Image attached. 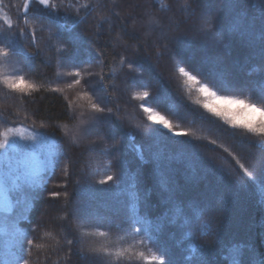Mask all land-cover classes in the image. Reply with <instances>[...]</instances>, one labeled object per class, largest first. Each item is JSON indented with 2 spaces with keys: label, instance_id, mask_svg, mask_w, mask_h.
I'll list each match as a JSON object with an SVG mask.
<instances>
[{
  "label": "trees",
  "instance_id": "1",
  "mask_svg": "<svg viewBox=\"0 0 264 264\" xmlns=\"http://www.w3.org/2000/svg\"><path fill=\"white\" fill-rule=\"evenodd\" d=\"M52 2L59 4L60 0ZM64 2L77 6L87 3L96 10L89 15L88 9L81 7L79 18L86 19L87 23L75 28L72 27L77 19L75 9L60 8L52 13L56 23L43 20L44 28L50 27L55 34L61 24L66 27L58 41L49 43L48 31H39L41 22L33 20L31 11L28 25L21 20L24 0H0V47L14 42L19 29L27 31L33 25L37 26L40 41L37 48L30 40L21 39L22 52L0 57V74L13 76L20 72L43 85L40 91L25 96L21 103L18 94L0 84V116L11 124L17 112L20 116L26 113L28 118L23 122L26 128L48 138L44 151L55 143L53 151H47L45 156L48 168L40 175L39 187L30 189L23 182L10 189L13 208L11 212H0V264H15L20 242L17 229L37 244H43L42 248L32 249L31 264H91L93 260L99 264H158L151 257L160 252L147 239L143 247L136 244L133 249L136 254L129 253L120 259L96 257L89 252V247L104 244L114 251L117 247L127 248L133 242L131 236L116 240L117 235H124L117 225L127 219L133 194L138 197L141 215L147 203L149 219L154 223L165 214L171 219L174 211L173 202L168 200V189L174 190L176 205L211 209L200 221L209 225L210 234L198 235L195 243L187 238L183 218L175 223L162 221L164 227L159 239L168 247L176 264H232L233 260L241 264H264V185L259 182L264 160L260 142L264 136L240 133L227 125H223L227 129L224 132L197 123L194 128L181 124L177 129L194 130L196 137H173L175 141H188L187 146L164 142L151 131L159 126L147 121L139 107L151 104L157 97L162 107L171 110L183 109L185 105L195 107L183 90L173 59L185 67L204 65L205 70L212 67L209 58H215L218 53L212 46L205 51L206 38L196 30L199 18L204 15L210 19V27L217 32L221 27L235 29V43L223 41L220 70L229 74L237 61L244 64L249 57V50L241 40L258 37L255 29L261 23L264 0ZM185 4H191V8L185 9ZM236 4L244 6L228 7ZM191 12L195 15H190ZM101 14L107 19L98 27ZM6 20H11L13 27L9 28ZM177 22H180L178 30L175 29ZM132 32L140 40L129 42L131 47L126 51L116 37ZM121 55L135 59V83H129L126 69L121 71ZM185 60L188 64H184ZM81 69L103 71L104 82L101 83L99 75L84 72L81 83L74 84L76 77L68 73ZM247 73L252 82H258V63L250 62ZM113 76L114 79L110 78ZM54 87L62 91L47 90ZM143 91L149 92L147 99L134 98L137 92ZM85 93L94 100L99 97L97 102L102 101L101 106L111 108L112 114L93 113L90 101L82 98ZM161 114L168 115L164 111ZM93 117H99L102 122L97 123ZM169 118L174 124L180 123ZM234 133L238 134L234 136ZM112 151L114 156L109 155ZM56 158L59 166L51 175L50 160ZM109 163L111 167L107 166ZM240 164L257 176V180L249 179ZM65 167L67 173L63 171ZM108 174L120 184L119 189L112 182L99 183ZM53 192L60 193L59 198L53 199ZM78 209L90 211L96 219L82 221ZM21 214L25 219L16 223ZM92 231H108L109 239L83 235ZM65 237L73 241L71 246ZM193 248L197 251L193 252ZM140 251L146 259L139 257Z\"/></svg>",
  "mask_w": 264,
  "mask_h": 264
},
{
  "label": "snow or ice",
  "instance_id": "2",
  "mask_svg": "<svg viewBox=\"0 0 264 264\" xmlns=\"http://www.w3.org/2000/svg\"><path fill=\"white\" fill-rule=\"evenodd\" d=\"M242 4L228 5L229 8H240L243 7ZM86 8L91 15L95 8H91L87 3L77 6L71 2L65 3L64 0H60L59 4H54L52 0H24L22 5L21 20L25 25L29 24V13H33V20L41 22L39 25V31H48V41L51 43L54 40H59L61 38V31L66 27V25L61 24L55 34L52 33L51 28L45 29L42 21L48 20L50 24L56 23L55 17L52 13H57L60 8L75 9L77 19L73 22L72 27H78L82 23H87L86 19L79 18L80 8ZM185 9H190L191 4H185L183 6ZM44 10H49L45 13ZM117 15H119L117 13ZM190 15H195L191 12ZM107 19L103 14L99 17L98 27L103 25V22ZM228 24H231L230 18L228 19ZM6 24L9 28L13 27L11 20H6ZM212 21L207 19L204 15H201L197 22L196 30L204 36L205 39V51L209 46H212L214 50L218 53L215 58H209V63L212 67L205 70L204 65H197L185 67L180 61L173 59L175 72L178 77L181 78V83L184 92L187 94L188 99L191 101L192 105L195 107H189L185 105L183 109L171 110L167 107H162L160 104L159 97L149 104L139 105L140 109L144 113L146 120L152 125H158L159 128H153L151 131L156 133L164 142L170 143H184L188 145V141H175L173 137L185 136V137H196V131L194 130H180L181 124L188 125L190 128L199 123L200 125H207L210 129H220L226 132L227 129L223 128V125L229 126L233 130H239L240 133L251 134L253 136H264V7L261 9V23L258 29V37L247 38L241 40L245 47L249 50V57L244 62L240 64L239 61L235 63L234 70L225 74L220 70V66L223 63L222 50L224 49V39L235 43V29L231 27H221L219 32L210 27ZM180 27V22H177L175 29L178 30ZM71 29H69L70 31ZM21 39H27L31 41L33 47L39 46V38L37 36V26H30L27 31L24 29H19L16 34V40L6 47H0V57L8 58L11 54H19L22 52L23 44L20 43ZM116 40L120 41L121 45L125 47L127 51L131 47L129 42L139 41L140 36L135 32L127 33L126 36L118 35ZM165 52H167V46H164ZM59 51V49H58ZM139 51V49H136ZM250 62H256L259 66V81L252 82L249 79L247 73V67ZM121 71L127 70V74L130 77L129 83H135V59H128L124 55L120 56L119 60ZM184 64H188L185 60ZM191 68V70H189ZM87 72L88 75L94 76L99 75L101 83L104 82L103 71L100 73L88 72V69H81L79 71H74L68 73L69 75H74L76 79L74 84L79 85L81 79L83 78V73ZM196 73V74H194ZM110 78H115L110 77ZM0 84L11 93L18 94V98L21 103L24 102L25 96H31L33 92H38L42 89L43 85L40 83L33 82L25 77L20 72H17L13 76H4L0 74ZM72 87V84H69ZM115 89V85L112 86ZM53 92H61L62 89L59 87L47 89ZM107 90V89H105ZM149 97L148 91L137 92L135 94V99L145 100ZM90 101V108L93 113L103 115H111L112 109L106 106H101L102 101L97 102L92 96L85 93L84 97ZM69 108H71V102L69 103ZM161 109V110H157ZM161 111L167 112L168 115L161 114ZM16 118L12 120L9 124L7 118L0 116V153L3 154L4 160L7 162V171L0 173V212L8 211L11 212L12 205L9 203L8 207L5 208L3 201L7 199L5 193L8 191L7 185L9 182L13 186L19 187L18 182L23 181L28 188L35 189L39 187L41 183L40 169L30 165L28 159L21 154L27 152L32 158L37 156H44L45 153L43 149L48 145L49 141L45 134L36 133L32 130L29 134L26 133V126L24 121L27 120V114L20 116L19 112L15 114ZM179 121L180 123H173V119ZM74 118V117H69ZM97 123H101L99 117H93ZM222 122V123H220ZM161 129H166V132L161 131ZM171 134V135H168ZM234 133L233 135H237ZM19 141H24V144H20ZM212 143L215 144V141ZM262 150H264V141H261ZM219 147V145H217ZM227 151V149H225ZM109 155H115V151L109 153ZM15 157V159H13ZM52 173L55 174L56 168L59 166V159L50 160ZM239 163V161H237ZM111 167V164L107 165ZM240 168L243 169L245 174L249 176L252 181L257 180V176H253L249 173L248 169L240 164ZM67 173V167L63 170ZM51 176L49 177V179ZM112 182L113 185L119 189L120 184L116 182L113 175L108 174L106 179H100V184H107ZM259 182L264 185V160H262L261 168L259 170ZM45 185L47 181L44 182ZM167 188V186L165 185ZM169 196L168 200L173 202L174 215L170 219L167 214L160 218V221L153 222L149 219L150 205L145 203L144 214H140V208L138 204V197L134 196V200L131 203L127 219L122 221L117 225L120 232L124 235H117V242L126 240L128 236L132 237V243L129 244L127 248L117 247L114 251L109 249L106 245L101 244L100 246H90L89 252L96 257L115 256L117 259L126 258L129 253L136 254L133 252L136 244L144 246L145 239L149 243L155 246L160 252L159 255L153 254L151 260L157 261L158 264H176V261L172 258L168 247L160 241L159 236L163 231L162 221L167 220L169 223H175L179 218H183V227L187 230V238L195 243L197 236L201 234H210L209 225L201 224L200 221L203 220L204 215L209 214L211 209H205L203 207L188 206L183 208L176 205L173 201L174 190L168 189ZM60 193L53 192V199L59 198ZM35 199V194L33 195ZM65 200H67V195L65 194ZM79 218L82 221L88 222L90 220L96 219L93 213L87 211L86 209H78ZM25 219V216L21 214L16 223L20 220ZM20 237V242L17 247L16 261L15 264H31L29 256L33 248H42L43 244H37L33 239L28 238V234L17 229ZM50 233L45 232V235ZM85 236H98L105 239H109L108 231H92L84 232ZM66 239L69 246L72 245L73 241L71 239ZM193 252L197 251V248L192 249ZM202 251V250H201ZM70 256L71 253L69 252ZM141 259H146L145 253L140 251L138 253ZM91 264H99L98 261L93 260ZM232 264H241V262L233 260Z\"/></svg>",
  "mask_w": 264,
  "mask_h": 264
},
{
  "label": "rangeland",
  "instance_id": "3",
  "mask_svg": "<svg viewBox=\"0 0 264 264\" xmlns=\"http://www.w3.org/2000/svg\"><path fill=\"white\" fill-rule=\"evenodd\" d=\"M32 130L31 129H27L26 128V133L25 134H29ZM20 144H24V141H19ZM52 144V143H51ZM49 144V145H51ZM55 146V143L53 142V146H51L50 148H47V151H53ZM44 151V149H43ZM47 151L45 153L44 156H37L36 158H32L27 152H24L23 154H21L22 156L26 157L30 163L31 166L36 167L37 169H40V175L43 174L46 169L48 168V161L45 158V156L47 155ZM13 159H15V157H13ZM7 171V162L4 160L3 154L0 158V173H4ZM11 183V182H10ZM23 183V181H19L18 184L19 186ZM12 184V183H11ZM11 187L13 188H17L15 186H9V184L7 185L8 191L5 193V196L7 197V199H5L3 201L4 207L7 208L9 203L12 205V200H11V196H10V189ZM13 208V205H12ZM3 212H8V211H3Z\"/></svg>",
  "mask_w": 264,
  "mask_h": 264
}]
</instances>
